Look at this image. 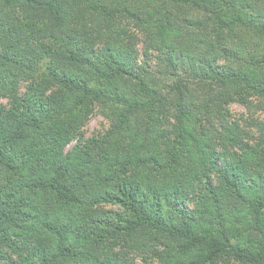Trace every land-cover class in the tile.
Listing matches in <instances>:
<instances>
[{
  "label": "trees",
  "instance_id": "trees-1",
  "mask_svg": "<svg viewBox=\"0 0 264 264\" xmlns=\"http://www.w3.org/2000/svg\"><path fill=\"white\" fill-rule=\"evenodd\" d=\"M0 264H264V0H0Z\"/></svg>",
  "mask_w": 264,
  "mask_h": 264
},
{
  "label": "rangeland",
  "instance_id": "rangeland-1",
  "mask_svg": "<svg viewBox=\"0 0 264 264\" xmlns=\"http://www.w3.org/2000/svg\"><path fill=\"white\" fill-rule=\"evenodd\" d=\"M232 110L235 113H239L244 110V108L239 104H233ZM108 120L105 119L101 114L95 113L89 120V123L85 127L86 135L90 136L95 133H99L108 127Z\"/></svg>",
  "mask_w": 264,
  "mask_h": 264
}]
</instances>
